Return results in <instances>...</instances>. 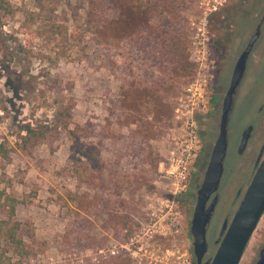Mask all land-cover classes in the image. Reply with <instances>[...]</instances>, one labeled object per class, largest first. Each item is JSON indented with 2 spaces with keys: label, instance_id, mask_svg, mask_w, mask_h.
Segmentation results:
<instances>
[{
  "label": "rangeland",
  "instance_id": "obj_1",
  "mask_svg": "<svg viewBox=\"0 0 264 264\" xmlns=\"http://www.w3.org/2000/svg\"><path fill=\"white\" fill-rule=\"evenodd\" d=\"M8 1L11 14L6 24L0 20V146L10 160L0 157V194L7 193L20 201L15 219L23 224L26 242L31 243L29 233L36 236V241L31 245L32 253L22 258L0 246V264H101L112 257L104 258L100 250L114 246L119 249L117 256H128L134 264H194L191 217L203 171L217 139L215 109L208 116L206 112L197 116L203 148L187 192L175 200L179 232H167L160 225L165 214L159 209L160 201L154 200L151 207L146 196H161L156 186L159 166L156 169L155 162L158 156L162 162L167 155V139L177 121L175 111L173 126L160 137L140 139L143 123L139 119L131 121L122 108V83L114 68L127 65V54L116 56V49L98 46L90 35H85L83 2ZM258 1H262L260 11H264V0L181 1L179 15L183 23L177 24L175 30L186 31L188 53L197 65L194 80L200 71L211 75L210 91L211 47H222L223 53L227 48L234 51L232 47H237L240 35L245 34L240 30L244 13H256ZM232 37L234 41L230 42ZM261 43L251 59L250 74L259 68L258 54L264 49V37ZM190 84L182 85L178 97H173L175 109ZM218 84H222L221 80ZM261 92L254 108H249L247 101L236 114L232 112L231 155L235 165L229 168V180L209 229L212 251L217 248L224 221L232 220L257 169L255 162L264 140V110L257 109L264 107V84ZM66 106H71V129L84 128L81 141L93 147L82 161L90 167L98 161L105 164L104 184L95 185L83 173L85 182L81 189L77 188L80 162L71 163L73 143L62 129L51 133L30 152L23 150L24 127H54L59 111ZM147 120L152 121L153 114H148ZM249 125L254 126L252 139L246 152L239 155L238 134ZM116 160L133 175L132 183L111 195L114 206L104 211L88 207L96 197L105 195L104 187L111 183L108 164ZM118 215L130 220V226L120 230L118 224L110 223L111 216ZM5 216L0 206V218ZM85 223H89V232H85ZM128 233L130 236H126ZM263 244L264 215L240 264H255ZM123 246L137 251V258L133 259Z\"/></svg>",
  "mask_w": 264,
  "mask_h": 264
},
{
  "label": "trees",
  "instance_id": "obj_2",
  "mask_svg": "<svg viewBox=\"0 0 264 264\" xmlns=\"http://www.w3.org/2000/svg\"><path fill=\"white\" fill-rule=\"evenodd\" d=\"M182 0H81L85 5V35L98 46L116 49V56L126 53L125 63L115 65L118 79L122 83V108L128 112L127 117L136 122L142 121L140 139L151 136L160 137L163 132L173 126L179 88L190 84L197 72V65L190 59L186 31L176 32L175 26L183 23L179 15ZM0 18L6 24L11 14L8 0H0ZM122 48V51H120ZM148 114L153 120L148 121ZM146 115V119H145ZM54 127L26 125L22 137L23 150L30 152L39 146L47 137L60 129L64 130L72 140L71 163L80 162L77 168L78 189L85 182L83 173L90 177L94 184L105 183L103 174L105 164L96 162L90 167L83 159H87L93 148L82 143L80 132L84 128L71 129V106L59 111ZM0 157L10 160L4 147L0 146ZM156 169L161 163L158 156ZM85 165V167H84ZM111 183L104 187L105 195L96 197L88 203V207L104 211L114 206L111 195L119 192L132 181V174L120 160L108 164ZM86 175V176H87ZM137 182L141 178L137 175ZM84 180V181H83ZM88 196V195H87ZM3 201V203H2ZM20 201L7 193L0 194V206L6 216L0 218V246L9 252L13 250L22 258L29 256L31 245L36 241L33 233L28 234L31 243H27L23 234V224L15 219ZM110 223L118 224L120 230L130 226L131 221L123 216H111ZM77 229V226H74ZM89 223H85V232H89ZM129 231H132L131 227ZM126 236H130L128 233ZM101 264H134L128 256H114ZM196 264V261L194 262Z\"/></svg>",
  "mask_w": 264,
  "mask_h": 264
},
{
  "label": "water",
  "instance_id": "obj_3",
  "mask_svg": "<svg viewBox=\"0 0 264 264\" xmlns=\"http://www.w3.org/2000/svg\"><path fill=\"white\" fill-rule=\"evenodd\" d=\"M259 29L253 35L248 47H254L259 39ZM249 52L239 58L232 75L230 88L225 96L223 115L219 133L209 154V161L203 180L197 190L196 204L191 217L190 233L193 238V252L196 264H240L248 244L264 215V157L257 165L256 172L229 222L222 225L217 248L211 250L209 229L220 204L226 182L229 180V168L235 165L231 152L232 135L229 124L232 121V109L237 90L246 78ZM254 126L244 131L237 152L243 155L252 139ZM232 154V155H231ZM227 159V162H226ZM255 264H264V244L259 251Z\"/></svg>",
  "mask_w": 264,
  "mask_h": 264
},
{
  "label": "built area",
  "instance_id": "obj_4",
  "mask_svg": "<svg viewBox=\"0 0 264 264\" xmlns=\"http://www.w3.org/2000/svg\"><path fill=\"white\" fill-rule=\"evenodd\" d=\"M210 77L200 71L185 94L179 99L175 109L176 124L170 130L168 136V151L165 159L160 163L158 169L159 180L156 186L160 189L158 194L147 195V203L153 207L154 200L160 201V210L164 214V229L179 232L180 220L178 213L174 212L175 200L185 194L190 186L191 175L194 171L202 149L198 132L197 116L204 114L210 102ZM152 215H155L154 213ZM155 219V218H154ZM160 222V221H159ZM167 222V223H166ZM152 232V231H151ZM167 235L169 233H166ZM130 256L137 258V251L123 246ZM104 258L114 257L119 254V249L114 246L106 250H100ZM182 259V257H179Z\"/></svg>",
  "mask_w": 264,
  "mask_h": 264
},
{
  "label": "flooded vegetation",
  "instance_id": "obj_5",
  "mask_svg": "<svg viewBox=\"0 0 264 264\" xmlns=\"http://www.w3.org/2000/svg\"><path fill=\"white\" fill-rule=\"evenodd\" d=\"M249 1V0H248ZM262 1L257 2V12L256 13H250L245 12L244 13V24L240 28L241 32H245V34H241L236 46L232 47L235 50L231 51L227 48V52L223 53L220 51L222 47H211V60L213 63V85L211 83V92H210V103L208 105V108L206 110L205 115L208 114L215 109L216 116V123H217V136L220 129V124L222 120L223 115V105H224V99L225 96L230 88V83L232 79V75L234 72V68L240 58V56L245 52H249V58H248V70L246 72V78L244 82L242 83L241 87L237 90V94L235 96V104L233 105L232 112L234 111L235 114L237 113V110L239 107H243L244 104L249 101V108H254L255 104L260 100V95L262 91V86L264 84V49L261 50L258 54L259 61H258V70H255L249 73V65L251 64V59L253 58V55L257 53L256 51L259 50V47L263 44L262 39L264 37V11H260ZM260 6V7H259ZM263 10V9H262ZM251 14V15H250ZM259 29V39L255 43L254 47L249 48L248 45L255 34V32ZM232 32V30H231ZM243 35V36H242ZM233 37L230 38V42H233ZM231 51V52H230ZM219 80H221L222 84L219 85ZM215 81V82H214ZM213 86V87H212ZM240 100V101H239ZM256 100V101H255ZM240 102V103H239ZM254 104V105H252ZM248 109V108H247ZM256 109V108H255ZM246 110V109H245ZM251 110V109H250ZM264 110V107H258L257 111L261 112ZM249 111V110H247ZM250 112V111H249ZM232 115V114H231ZM235 116V115H234ZM233 116V117H234ZM231 117V118H233ZM231 123L229 124V126ZM250 126V125H249ZM201 124L199 125L198 132L201 134ZM248 127V126H247ZM242 130V132L239 135V144L242 139V135L244 131L247 129ZM230 129V127L228 128ZM230 133V131H229ZM201 138V135L199 136ZM201 144H202V139ZM239 147V145H238ZM203 148V147H202ZM202 151V149H201ZM264 155V140L262 142L259 155L257 157V160L255 162V166L257 167L259 163V159L261 160ZM204 174V171H203ZM200 178V177H199Z\"/></svg>",
  "mask_w": 264,
  "mask_h": 264
}]
</instances>
